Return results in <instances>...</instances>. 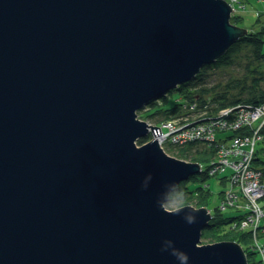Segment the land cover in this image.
<instances>
[{"label":"water","instance_id":"water-1","mask_svg":"<svg viewBox=\"0 0 264 264\" xmlns=\"http://www.w3.org/2000/svg\"><path fill=\"white\" fill-rule=\"evenodd\" d=\"M232 9L0 0V264H249L236 241L198 245L208 207H165L200 164L138 146L161 133L138 111L248 32Z\"/></svg>","mask_w":264,"mask_h":264},{"label":"trees","instance_id":"trees-1","mask_svg":"<svg viewBox=\"0 0 264 264\" xmlns=\"http://www.w3.org/2000/svg\"><path fill=\"white\" fill-rule=\"evenodd\" d=\"M240 1L245 5L243 0ZM241 20L242 16L236 13L231 17V21L236 24ZM217 65L237 67L239 70V73L236 75L238 76V80L223 86L213 85V87H206L202 85L203 81L205 82L208 78L207 70ZM173 89L179 90L180 95L182 94L186 99L191 101V105L193 99H197L196 102L199 103L200 101H205L206 96H210L206 108L208 112L201 118L210 117L207 115L210 114L209 109L214 110L213 113H215V110L220 107L231 106L234 107V113L231 112L226 117H222L230 121L233 120L235 112L238 111L237 107L241 105L254 106L264 101V23L260 29L249 28L248 32L242 34L232 43L224 54L212 63L205 64L193 79ZM167 93L149 101L146 105L150 108L145 110L146 114L143 113L144 107L141 108L138 111L139 116L156 119L158 121L186 112L181 103L176 102L173 106L166 107L165 103L168 101ZM197 111V109H192L191 107L187 112L194 113ZM258 131L260 132V134L258 133L261 139L260 142H264V124ZM225 135L227 136L226 138L216 136L214 139L205 141L189 139L183 145H173V149L175 151L177 149V154L174 156L188 161L199 162L201 165L200 172L204 173L205 176H210L208 171L209 165L217 161L223 141L231 137L232 133H225ZM220 138L222 139L221 144ZM144 142H146V137L138 139L139 144H143ZM254 164L261 169V178L264 181V144L260 146L258 144L255 151ZM204 167L205 169H203ZM219 175H221V180L226 182V175L223 173ZM194 177L195 175H190L187 180L180 182L176 190L172 191L173 197L171 199H180L182 202H193L195 206L208 207L212 194L211 189L208 187L209 184L207 187L198 186L191 188L189 181L194 179ZM225 190L221 192L220 203L214 210L211 209L212 217L203 230L202 236L213 241L233 240L240 243L247 253L248 263L255 264V261H250V256L254 257L255 253H259L257 252L258 249L254 248L253 231L251 228L241 227V218L245 213L234 208L240 213L234 216H223V211L227 210L221 207L222 200L225 199ZM258 237L264 240V232H259ZM263 260L264 257L261 259L264 264Z\"/></svg>","mask_w":264,"mask_h":264},{"label":"built area","instance_id":"built-area-1","mask_svg":"<svg viewBox=\"0 0 264 264\" xmlns=\"http://www.w3.org/2000/svg\"><path fill=\"white\" fill-rule=\"evenodd\" d=\"M233 9L232 15L238 8L235 6L239 2V7L244 8L240 0H228ZM251 110L235 112L233 120H225L222 123L216 121L215 125H227L237 121L234 125L226 126L227 128L238 131L222 143L218 155V160L210 167L211 174H224L228 187L225 190V199L222 200L223 209L235 208L243 211L245 215L241 218V227L251 228L254 234V248L257 252L264 255V240L258 237L259 232H264V181L261 178L262 171L253 163V157L256 151V141L260 139L258 127L255 120L260 113L252 114ZM140 117V116H139ZM141 118V117H140ZM264 120V119H263ZM247 125L253 129V134L248 135L249 130H244ZM165 129L164 141L186 142L193 137H203L201 134L211 135L212 139L216 138L215 130L218 126L208 127V121L200 123H187L180 127L172 121H165L161 125ZM159 126V127H161ZM223 126V129L226 128ZM246 136V137H244ZM253 139V141H251ZM149 140V139H148ZM163 145V146H164ZM209 171V170H208Z\"/></svg>","mask_w":264,"mask_h":264},{"label":"rangeland","instance_id":"rangeland-1","mask_svg":"<svg viewBox=\"0 0 264 264\" xmlns=\"http://www.w3.org/2000/svg\"><path fill=\"white\" fill-rule=\"evenodd\" d=\"M243 1L246 5L244 8L239 7V2L235 3V6L238 8V10L236 11V14L242 16V20L239 21L238 25L245 27V28H248V29L249 28L260 29L261 25L264 23V0H243ZM207 72H208V78H207V80H205V82L203 81L202 85H204L206 87H213V85L223 86V85L228 84V83L236 82L238 80V76H236V75L239 73V70L237 67L217 65L215 67L209 68L207 70ZM167 96H168V101H166V103H165L166 107H171L177 102V103H181V105L185 108L186 112H182L183 114H176L173 117L166 118L163 120H158V121L156 119L154 120L152 118H146V117H141L140 119L146 120L149 124L157 125V126L163 125L165 123V121H172L176 124L177 127H180L183 124H187V123H194L195 124V123H200L203 121H208V127L218 126L220 128V130L219 129L215 130V136H219V137H223V138L227 137L225 135V133H232V135H234L235 133L238 132V131H235L234 129L226 127V126L234 125L237 122L236 120L232 124H227V125H222V126L215 125L213 122L214 118H217L216 121L219 123L224 122L226 119H223L222 117H226L227 115L231 114V112L234 113V107H231V106L220 107L219 109L215 110L216 111L215 113H213L214 110L209 109L210 114H207V115H209L210 117L201 118L202 116L206 115L205 113L208 112V110H206V108H207V104L210 100V96H206L205 97L206 100L200 101L199 103L196 102L197 99H193L192 105L190 104L191 101L189 99H186V97L183 96L182 94L180 95L179 90L172 89V90L168 91ZM159 103H161V102H159ZM191 107H192V109H197L198 111L194 112V113L187 112L188 110L191 109ZM148 108H150V107L147 105L144 106V109H143L144 111L142 110L144 114H146L145 110ZM237 110L238 111L242 110V113L244 112V110H251V111H253L252 114L260 113V115L257 116V118L255 120V124L260 128L263 126V124H264V120H263L264 119V101L254 105V106L241 105V106L237 107ZM231 118H233V117H231ZM223 126H225L226 128L223 129ZM244 130H249L248 135L253 134V132H252L253 129L250 128V125H247V127ZM258 133L260 134L259 131H258ZM201 136H203V137H196L195 136L193 138L198 139V140H202V141L212 139V136L211 135L208 136L206 133L201 134ZM143 137H146V138L148 137L149 138L148 141L154 139L155 133L151 129V127L149 128L147 135L143 136ZM244 137H246V136H244ZM251 141H253V139H251ZM260 141H261V139H258L256 141L257 147H258V144H259V146L264 144V142H260ZM177 143H178V145L184 144V142H177ZM173 145L177 146L176 143H174L172 141H167V139L165 140L164 147H165L166 152L169 153L170 155L174 156L177 154L176 153L177 149L175 151L172 147ZM138 146H140L139 143H138ZM180 159H182V158H180ZM183 160H186V159H183ZM191 162H196V161H191ZM197 163H199V162H197ZM253 163H254V157H253ZM211 166H212V164H210L209 168H208L210 176L209 175L205 176L204 173L196 172L195 174H192V175H195V177H194V179L189 181V184L191 185L190 186L191 188H196L198 186H206L207 187V185L209 184L208 187L211 189L212 194L210 197V203L208 205V209L214 210L217 207V205L220 203L221 192L228 187V183H227L228 181L226 180L227 182H225V181L221 180V178H220L221 175L217 176V174H211L210 173V167ZM203 169H205V167ZM187 179H185V180H187ZM178 185L175 187L174 191L176 190ZM172 197L173 196H172V192H171L170 198L165 203V207L167 209L172 210V209H176V208H179V207H181L183 205H187V204L195 206L193 202H190V203L189 202H182L180 199H171ZM263 197H264V195H263ZM195 207H200V206H195ZM238 213H240L238 210H235L234 208H229V209L223 211V216H225V217L226 216H234ZM218 241H220V240H218ZM210 242H216V241H213L211 239L205 238L204 236H201V241L198 243V245L206 244V243H210ZM246 255H247V253H246ZM262 257H264V255L261 256V254L255 253L254 257L250 256V258H251L250 261H255V264H263V262L261 261ZM247 258H248V256H247Z\"/></svg>","mask_w":264,"mask_h":264},{"label":"clouds","instance_id":"clouds-1","mask_svg":"<svg viewBox=\"0 0 264 264\" xmlns=\"http://www.w3.org/2000/svg\"><path fill=\"white\" fill-rule=\"evenodd\" d=\"M190 222H191V221H190ZM168 244H169L170 246H164V249H162V250H167L169 247H171L172 242L169 241ZM172 254H173L174 256L177 257V259L181 262V264H186V262H187V260H188V256H187V254L180 253V252H178L175 248H172Z\"/></svg>","mask_w":264,"mask_h":264},{"label":"bare ground","instance_id":"bare-ground-1","mask_svg":"<svg viewBox=\"0 0 264 264\" xmlns=\"http://www.w3.org/2000/svg\"><path fill=\"white\" fill-rule=\"evenodd\" d=\"M145 106V105H144ZM143 106V107H144ZM142 107V108H143ZM138 116H139V113H138ZM138 118H140V117H138ZM146 121V120H145ZM149 127H151V125L149 126ZM151 129H152V127H151ZM160 131H161V133H159V134H155V137H154V139L155 138H157L158 139V142H159V144H160V146L165 150V147L163 146V141H164V134H165V129L161 126L160 127ZM148 137L146 138V142H148ZM153 139V140H154ZM145 143V142H144ZM166 151V150H165ZM169 154V153H168ZM173 156V155H172Z\"/></svg>","mask_w":264,"mask_h":264}]
</instances>
